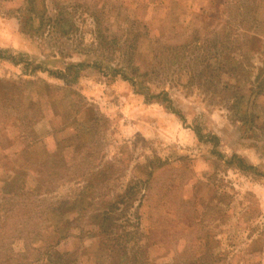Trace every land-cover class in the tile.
Returning <instances> with one entry per match:
<instances>
[{
    "label": "rangeland",
    "instance_id": "374dc122",
    "mask_svg": "<svg viewBox=\"0 0 264 264\" xmlns=\"http://www.w3.org/2000/svg\"><path fill=\"white\" fill-rule=\"evenodd\" d=\"M1 73L15 98L11 108L0 101V181L24 178L12 169L30 145L43 170L62 125L60 138L76 132L85 148L68 173L84 170L96 188L80 198L88 209L41 217L33 205L24 225L3 213L11 264H50L12 243L65 226L57 250L69 264L77 253L105 263L100 191L111 202L136 183L110 219L139 227L154 261L188 257L191 242L195 254L222 255L219 264H264V0H0ZM22 79L46 81L49 101ZM14 114L27 118L19 128ZM79 125L90 130L79 136ZM63 217L78 221L68 228Z\"/></svg>",
    "mask_w": 264,
    "mask_h": 264
},
{
    "label": "trees",
    "instance_id": "16d2710c",
    "mask_svg": "<svg viewBox=\"0 0 264 264\" xmlns=\"http://www.w3.org/2000/svg\"><path fill=\"white\" fill-rule=\"evenodd\" d=\"M53 74V76L58 77L59 74L54 75V71H49ZM65 77V74H60ZM6 78L4 74H0V101L6 104L8 108H11L14 103L15 95L8 89V84L6 82ZM23 82H29L31 84L38 83L39 86L43 88V94L46 97V100L49 101V97L51 98V87L44 80H24ZM16 86V85H15ZM41 90V89H40ZM6 109V108H5ZM10 120H12V126L20 127V124L27 120L26 117L21 118L19 116H10ZM62 125H60L61 127ZM60 127L54 128V138H55V146H56V157L50 162L49 159L46 160L45 167L43 170L41 169V165L39 164V158L36 154V150L31 149L30 146L27 147V152L29 154V158L22 163V165L15 166L12 170H18L16 174L20 172L24 178L20 181H13V178H6L0 181V221L5 220V215L3 213H7L10 216H16L18 220H22V225H24V215L29 214L32 206H35L37 216L38 214L41 217L52 214L55 210L62 211L63 207L72 206L73 208L79 207L82 208L84 205L80 204L83 202L80 199L82 196H86V193L90 188L96 189L92 183L87 179V173L84 170H80L79 173H68L70 167V163L75 159H79L80 161H84L81 156V152L85 149L82 145L79 146V143H76L74 140L76 132L74 134H70L68 136L63 135L60 138L59 132L56 130ZM90 130L88 126L79 125L77 127V132L79 136H84L87 131ZM60 131V130H59ZM71 156V157H70ZM82 158V159H81ZM64 159V160H63ZM65 161V162H63ZM86 161V159H85ZM99 159L98 163L93 165L92 170L90 171L91 177L97 176V168L102 166V163ZM60 162L61 164H58ZM143 165H149V162ZM151 165V164H150ZM242 163L240 164V167ZM103 168V167H102ZM34 169H39V177L38 174H32V177L29 178L28 172L25 170H29L34 172ZM104 171V169H103ZM45 175V176H44ZM12 176V175H10ZM39 179V183H36V179ZM35 180V181H34ZM81 182H84L81 183ZM138 183L129 187L128 192L125 194H118L115 199H111L109 202L107 198V193L100 191L99 199H101V205L97 206V211H102L104 221L102 222L101 233L99 234V242L102 245V248L108 253L107 261L105 263H96V264H219L221 262L222 255H214L213 252L206 251L201 253H196L191 250L192 243H189L188 253L189 256L185 257L184 255L178 254L177 257H174L172 262H163V261H154L150 253L146 251V244L143 243V240L140 239L142 233L139 232V227L136 229H129L127 226L130 222L127 220L124 221L123 218L115 219L114 217L110 219V215L112 213L118 214L121 216L120 212L126 210V207L123 206L120 208V205L128 202L135 194L134 187H136ZM144 190H146V182H144ZM61 191V197H56L58 192ZM139 190L136 191V194ZM129 194V195H128ZM129 196L127 200H124L126 196ZM114 197V196H113ZM47 201V204L45 202ZM98 202V201H96ZM95 202V203H96ZM80 204V205H79ZM91 206H84V208H90ZM82 212L84 210H80L77 219H81L85 217ZM31 216V213H30ZM20 217V218H19ZM63 223L67 225L69 228L71 223L74 224L76 219L69 221L66 217H63ZM48 218L46 217V221ZM80 220V221H81ZM108 221V222H107ZM122 221V222H121ZM124 222V224H122ZM80 222H77L76 225L81 230L79 225ZM5 224V223H4ZM100 224V223H99ZM53 223L47 227L48 231H51ZM5 227V226H4ZM66 227V226H65ZM64 227V228H65ZM53 229L52 235L49 234L48 237H42L41 232L38 233L39 236L34 238L35 244H32V239L28 241H17L16 244L12 243L13 251L25 254V258H28L29 252L33 248L34 254L32 256L33 260L36 262H49L50 264H69L68 259H66L67 254H63V252H58L57 246L60 244L64 238L68 235V231ZM40 231H43L40 228ZM138 234L136 241H133L135 235ZM4 239L0 237V264H11L13 260V256L10 255L11 249L6 251L2 250L4 247ZM18 239V238H16ZM203 244V245H202ZM19 245L20 248H15L14 246ZM26 245V247H25ZM210 242L204 241L200 243L197 248L209 247ZM24 246V247H22ZM34 246V247H33ZM30 247V248H29ZM198 249V250H199ZM205 250V249H204ZM18 258V257H17ZM180 259H183L180 261ZM78 260V264H85L82 262L79 253L76 255L75 261ZM245 263L249 264L244 260ZM95 264V263H94Z\"/></svg>",
    "mask_w": 264,
    "mask_h": 264
}]
</instances>
